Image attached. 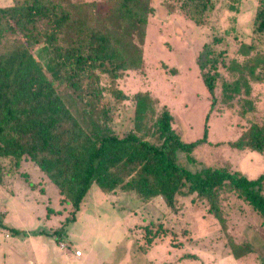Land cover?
Here are the masks:
<instances>
[{"label": "trees", "instance_id": "trees-1", "mask_svg": "<svg viewBox=\"0 0 264 264\" xmlns=\"http://www.w3.org/2000/svg\"><path fill=\"white\" fill-rule=\"evenodd\" d=\"M177 1L196 25L204 24L214 5L213 0ZM239 1L228 0V9L238 11ZM152 13L149 0H12L0 6V184L8 172L3 160L18 168L26 157L70 202L69 220L96 184L106 194L119 189L143 201L160 197L171 209L178 198L194 196L207 203L221 224L220 196L229 191L264 223V172L248 178L226 167L192 171L179 163L180 152L194 163V149L208 142V114L202 136L184 142L172 128L167 106L158 107L150 92L137 91L130 96L131 129L120 134L114 128V111L128 98L117 80L143 64L130 38H143ZM237 52L242 60L227 62L223 52L205 43L196 57L210 109L216 102L219 64L232 74L231 80L221 79V101L228 104L239 97L241 114L253 108L245 96L251 82L264 80V0L257 1L251 41L241 42ZM229 145L264 151V124L251 123ZM0 224L13 234L24 233ZM62 231L52 234L58 239ZM148 233L149 244L157 232ZM231 248L235 258L250 252L248 244L231 243Z\"/></svg>", "mask_w": 264, "mask_h": 264}, {"label": "rangeland", "instance_id": "rangeland-1", "mask_svg": "<svg viewBox=\"0 0 264 264\" xmlns=\"http://www.w3.org/2000/svg\"><path fill=\"white\" fill-rule=\"evenodd\" d=\"M257 1L240 0L238 11H231L228 0H213L204 24L196 25L177 0H149L153 13L144 36L130 38L140 49L143 64L117 80L128 98L114 111V128L120 134L131 129L130 96L148 91L158 99V107L167 106L172 128L184 142L202 136L209 115L208 142L194 149V163L180 152L181 165L192 171L226 167L248 178L263 173L264 151L232 148L229 142L251 123L264 124V80L251 82L250 95L245 97L252 100L253 108L241 114L239 97L228 104L221 101V79L231 80L232 74L219 64L216 102L210 109L209 93L196 63L205 43L216 53L223 52L227 62L242 60L237 48L251 41ZM10 3L0 0V6ZM105 4L101 2L99 8L104 10ZM213 38L222 41L214 43ZM102 84H107L105 79ZM3 163L8 172L0 184V223L24 233L13 234L0 224V264H264L263 218L233 192L220 196L221 224L207 203L194 196L178 198L171 209L160 197L143 201L134 192L119 189L106 194L92 184L75 219L69 220L70 202L30 160L24 157L18 168L10 166L8 159ZM59 228L62 237L56 239L52 232ZM151 230L157 233L148 244L146 231ZM231 243L248 244L250 252L235 258Z\"/></svg>", "mask_w": 264, "mask_h": 264}, {"label": "built area", "instance_id": "built-area-1", "mask_svg": "<svg viewBox=\"0 0 264 264\" xmlns=\"http://www.w3.org/2000/svg\"><path fill=\"white\" fill-rule=\"evenodd\" d=\"M63 247H65V246L63 245ZM74 255H75V256H79V255H80V251H79V250H75V251H74Z\"/></svg>", "mask_w": 264, "mask_h": 264}]
</instances>
